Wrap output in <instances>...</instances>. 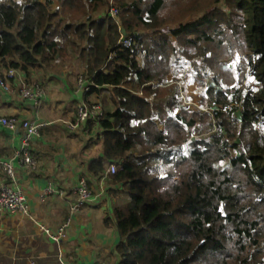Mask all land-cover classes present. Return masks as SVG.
Here are the masks:
<instances>
[{
	"label": "trees",
	"instance_id": "16d2710c",
	"mask_svg": "<svg viewBox=\"0 0 264 264\" xmlns=\"http://www.w3.org/2000/svg\"><path fill=\"white\" fill-rule=\"evenodd\" d=\"M113 2L117 20L108 0H0V70L75 60L108 96L83 130L89 171L118 166L120 264H264V0ZM192 81L211 111L182 104Z\"/></svg>",
	"mask_w": 264,
	"mask_h": 264
},
{
	"label": "crops",
	"instance_id": "0c3cea01",
	"mask_svg": "<svg viewBox=\"0 0 264 264\" xmlns=\"http://www.w3.org/2000/svg\"><path fill=\"white\" fill-rule=\"evenodd\" d=\"M82 71L76 61L64 68L31 70L30 79L37 76L44 88L39 103L21 99L15 82L8 91L0 90V117L18 121L13 130L0 125V159H9L21 146L23 120L41 124L39 137L30 143L36 170L28 172L15 165L12 183L24 193L27 213H0V264H120L112 212L126 202V196L120 184L111 183L108 164L103 163L100 175L89 171L91 163L102 157L98 133L83 130L86 124L79 129L69 127L76 121L81 102L95 103L104 97L75 93L76 74ZM82 178L88 181L92 199L72 216L68 205L75 201ZM3 181L0 172V184ZM48 185L61 192L45 195ZM68 219L71 222L61 243L45 237L44 229L55 230Z\"/></svg>",
	"mask_w": 264,
	"mask_h": 264
},
{
	"label": "built area",
	"instance_id": "2783aa9c",
	"mask_svg": "<svg viewBox=\"0 0 264 264\" xmlns=\"http://www.w3.org/2000/svg\"><path fill=\"white\" fill-rule=\"evenodd\" d=\"M110 7L108 13L105 15L106 20H117L118 9L113 0L109 1ZM129 43V39L121 37L118 44L126 46ZM38 68L33 69L35 71ZM24 72L9 68L7 70H0V90L8 91L10 89V83L15 82L18 86V94L21 99L29 100L32 103H39L44 96V88L37 76L26 80ZM74 91L77 94L85 95L89 91L86 78L82 73L76 74ZM104 117V110L99 103L87 104L81 102L77 108V116L75 123L69 127L79 129L82 125L88 122H97ZM18 121L13 117H0V125L7 127L8 129H15ZM23 131V140L19 149L9 159H0V172L3 174L4 181L0 184V213L8 212L14 214L26 215L28 210V204L24 193L16 188H13L12 183L15 181V165H20L28 172L36 170L37 161L34 158L30 143L39 137V129L41 124L35 121L23 120L20 124ZM117 164L109 163L107 166V173L114 174L117 171ZM77 197L73 203L68 206L69 213L76 215L85 204L92 199L91 190L88 186V181L82 178L78 181L76 187ZM61 191L48 185L44 194H58ZM71 219H68L63 225L57 229H44L43 233L47 239L53 243H61L65 237L66 230L69 227Z\"/></svg>",
	"mask_w": 264,
	"mask_h": 264
},
{
	"label": "rangeland",
	"instance_id": "374dc122",
	"mask_svg": "<svg viewBox=\"0 0 264 264\" xmlns=\"http://www.w3.org/2000/svg\"><path fill=\"white\" fill-rule=\"evenodd\" d=\"M195 19L196 18H193L190 20H195ZM169 28H172V26H165L164 30H168ZM78 65H79V63H78ZM38 69H40V68H38ZM75 70L78 71V69H75ZM78 73H81V72H78ZM163 84L166 85L165 83H163ZM194 90H195V81H192L190 83L185 82V83H181L178 85V92L181 96L182 104L184 106H188V107L194 108L196 110H199L200 112H203L204 110L206 112L211 111V108L209 107V105L207 104V101L204 98H202L200 100V102L197 103L198 96L194 93ZM107 100H108V96L107 97L104 96L103 98L98 100V102H99V104H102V107L104 108L107 105ZM158 125H159V128L162 130L163 126L160 123H158Z\"/></svg>",
	"mask_w": 264,
	"mask_h": 264
}]
</instances>
